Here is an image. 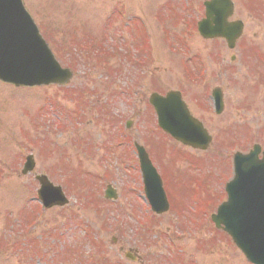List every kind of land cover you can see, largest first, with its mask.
<instances>
[{"label":"rangeland","instance_id":"obj_1","mask_svg":"<svg viewBox=\"0 0 264 264\" xmlns=\"http://www.w3.org/2000/svg\"><path fill=\"white\" fill-rule=\"evenodd\" d=\"M204 1L22 0L56 61L74 76L60 87L0 83V264H249L210 221L232 178L224 130L238 126V107L229 105L227 117L204 115L212 142L201 152L161 132L147 102L152 93H191L202 65L205 84H218L208 58L225 48L196 32ZM232 2L239 9L247 0ZM237 89L229 90V103L240 97ZM258 125L264 139L262 117ZM134 143L162 175L171 203L163 215L144 198ZM28 155L35 169L21 176ZM35 174L60 186L68 205L43 211ZM106 186L115 201L104 199ZM13 242L16 251L7 246Z\"/></svg>","mask_w":264,"mask_h":264},{"label":"water","instance_id":"obj_2","mask_svg":"<svg viewBox=\"0 0 264 264\" xmlns=\"http://www.w3.org/2000/svg\"><path fill=\"white\" fill-rule=\"evenodd\" d=\"M199 30L204 37H209ZM72 74L55 60L36 26L24 11L21 0H0V81L15 87L65 85ZM150 103L157 114L159 127L185 146L206 150L210 137L202 125L191 118L176 93L165 98L152 95ZM145 195L152 211L163 214L168 203L161 180L142 148H137ZM257 152L234 158V177L226 185L227 200L212 216L215 227L225 232L235 247L251 264H264V155ZM35 164L28 156L21 175L31 172ZM37 192L44 208L62 207L67 200L60 187L44 176H37ZM108 196V193L107 195ZM113 194H109V198Z\"/></svg>","mask_w":264,"mask_h":264},{"label":"flooded vegetation","instance_id":"obj_3","mask_svg":"<svg viewBox=\"0 0 264 264\" xmlns=\"http://www.w3.org/2000/svg\"><path fill=\"white\" fill-rule=\"evenodd\" d=\"M254 8L255 14L250 13L249 10L253 11ZM262 9H264V0H247V3L242 4L239 9L233 4L232 15L227 17L226 23L227 25L241 23L242 31L233 43L232 49H230L231 44H227L224 40H209V42H220L225 48L224 54L221 52L208 58L210 66L217 64L215 67L218 71L214 82L218 84L213 86L209 83L205 84L206 69L202 65L200 68H195L196 70L198 68L195 81L202 84L190 85L191 93L186 89L176 90L186 103V95L190 96L194 107H190L189 111L201 123L205 122L203 118L205 114L215 118L227 117L229 105L238 107L235 110L239 120L238 126L228 125L224 130L225 144L226 146L230 144L228 147H231V154H247L255 146L259 147L260 153L264 152V139L260 136L258 125L261 117L264 121V111H262L264 109V11ZM253 26L254 32H250ZM233 87L238 88L240 97L232 96L229 103V90ZM218 102L221 103L220 106Z\"/></svg>","mask_w":264,"mask_h":264},{"label":"trees","instance_id":"obj_4","mask_svg":"<svg viewBox=\"0 0 264 264\" xmlns=\"http://www.w3.org/2000/svg\"><path fill=\"white\" fill-rule=\"evenodd\" d=\"M11 250H15L16 251V248H18V244L13 242V243H8L7 245Z\"/></svg>","mask_w":264,"mask_h":264}]
</instances>
